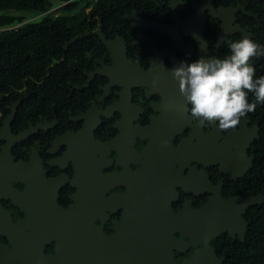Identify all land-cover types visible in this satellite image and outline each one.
I'll list each match as a JSON object with an SVG mask.
<instances>
[{
	"label": "flooded vegetation",
	"instance_id": "af4514ba",
	"mask_svg": "<svg viewBox=\"0 0 264 264\" xmlns=\"http://www.w3.org/2000/svg\"><path fill=\"white\" fill-rule=\"evenodd\" d=\"M240 8L170 0L160 20L135 10L162 28L127 19L132 30L102 34L107 54L65 78L59 101H30L17 118L23 95L0 110V264L222 263L227 236L241 239L261 199L248 177L259 125L252 111L229 129L199 125L170 69L253 39ZM152 127L173 133L157 171Z\"/></svg>",
	"mask_w": 264,
	"mask_h": 264
},
{
	"label": "trees",
	"instance_id": "16d2710c",
	"mask_svg": "<svg viewBox=\"0 0 264 264\" xmlns=\"http://www.w3.org/2000/svg\"><path fill=\"white\" fill-rule=\"evenodd\" d=\"M170 0H0V110L23 95L17 118L35 100L40 110L49 94L59 101L65 78L79 77L82 67H93L107 54L102 34H124L132 27L125 18L135 10L157 20L168 14ZM241 5L239 22L251 31L253 40L264 45V0H218ZM64 3L58 13L49 11ZM33 10L39 18L16 14ZM96 62V63H95ZM255 75H264V55L250 57ZM249 100L254 99L251 93ZM252 113L259 133L251 145L253 165L248 171L260 202L246 212L247 228L242 239L227 236L221 264H264V104Z\"/></svg>",
	"mask_w": 264,
	"mask_h": 264
},
{
	"label": "clouds",
	"instance_id": "9594fccd",
	"mask_svg": "<svg viewBox=\"0 0 264 264\" xmlns=\"http://www.w3.org/2000/svg\"><path fill=\"white\" fill-rule=\"evenodd\" d=\"M223 56L181 61L170 69L181 95L191 106L190 118L203 126L214 122L221 129L237 126L241 118L264 104V75L256 76L250 57L264 55V45L247 35L228 41ZM249 93L254 99L249 100Z\"/></svg>",
	"mask_w": 264,
	"mask_h": 264
},
{
	"label": "water",
	"instance_id": "95a60500",
	"mask_svg": "<svg viewBox=\"0 0 264 264\" xmlns=\"http://www.w3.org/2000/svg\"><path fill=\"white\" fill-rule=\"evenodd\" d=\"M175 0H172V2L174 3ZM230 12H233L235 10V8H229L228 9ZM213 11V8H211V12ZM125 18L126 19H129L131 21V24L132 26L136 27V26H141V27H146V26H154L156 28H162V24H157L155 22H150L148 20H145V21H142V18L139 16V13L138 12H134L133 14H126L125 15ZM137 19V20H136ZM135 20V21H134ZM184 23V22H183ZM227 27H229L230 25V20L228 19L227 20ZM107 47L109 46V41L105 42ZM103 69H99L97 71H102ZM16 106L17 104H13L10 106L12 112L10 114V116L7 118V121L8 122L10 120V118L13 116L14 114V111L16 109ZM7 124V123H6ZM151 130V140L149 142V145H148V153L149 155L152 157L149 159V162H148V167H149V170L150 171H157V168L159 166L160 163V160H159V157L161 158V149L159 147L160 145V142H164L165 144L166 143H169L171 144L172 142V135L173 133L171 134H167V135H160L156 130H155V127H152L150 128ZM30 130H26L25 132H23L22 134H20L19 136L20 137H23L25 136ZM261 197V196H260ZM245 202H248L250 203V200H245ZM69 212V215H70V218H69V222H71V218L72 216H74L76 214V207H72L68 210ZM73 224L69 223L68 224V228H73ZM224 229V228H223ZM246 232V228L243 227L240 232H239V235H240V238L242 239V237L244 236ZM228 233L230 236H233V229L229 228L228 230ZM72 239V238H71ZM70 243H73V241H70ZM57 253H60V244L57 245ZM74 253V252H73Z\"/></svg>",
	"mask_w": 264,
	"mask_h": 264
},
{
	"label": "rangeland",
	"instance_id": "374dc122",
	"mask_svg": "<svg viewBox=\"0 0 264 264\" xmlns=\"http://www.w3.org/2000/svg\"><path fill=\"white\" fill-rule=\"evenodd\" d=\"M63 4L64 3H57L49 11L58 13L61 10ZM15 13L25 15L26 17H28L27 20L37 19L40 16V14H36L33 10H21V11H16Z\"/></svg>",
	"mask_w": 264,
	"mask_h": 264
},
{
	"label": "bare ground",
	"instance_id": "6f19581e",
	"mask_svg": "<svg viewBox=\"0 0 264 264\" xmlns=\"http://www.w3.org/2000/svg\"><path fill=\"white\" fill-rule=\"evenodd\" d=\"M235 204V203H234Z\"/></svg>",
	"mask_w": 264,
	"mask_h": 264
}]
</instances>
